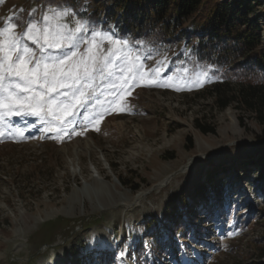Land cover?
I'll list each match as a JSON object with an SVG mask.
<instances>
[{
  "label": "rangeland",
  "instance_id": "1",
  "mask_svg": "<svg viewBox=\"0 0 264 264\" xmlns=\"http://www.w3.org/2000/svg\"><path fill=\"white\" fill-rule=\"evenodd\" d=\"M91 1L0 0V28L15 24L21 46L48 63L75 52L61 67L76 73L79 65L81 77L74 87L51 94L47 87L41 90L43 107L57 102L48 114L25 108L26 114L12 116L21 117L14 121L2 112L0 264H264V123L237 102L219 110L207 92L222 81L213 67L194 60L184 43L146 47L117 36L112 25L103 29L88 23L84 16ZM248 1L250 20L255 18L264 44V0ZM65 10L70 15L54 17ZM77 21L85 27L75 47L68 40L63 50L44 44L45 27L69 34ZM29 25L36 26L30 35L38 43L23 38ZM96 32L128 41L122 55L131 53V61L111 55L116 46L106 40L98 38L96 47L87 43ZM91 56L97 58L95 70L84 78L81 60L91 69ZM7 91L28 93L13 88L5 96ZM88 91L94 92L89 102ZM80 102L89 105L78 107ZM64 105H74L67 109L72 117L65 115ZM198 125L213 128L214 134H202ZM234 176L241 180L232 182ZM210 177L214 184L207 181L202 189L215 187L213 194L219 195H210L205 205L194 193ZM87 182L102 188L105 197L79 201ZM185 193L191 218L182 210L169 216ZM221 207L223 218L216 216ZM181 220L190 233L184 239L173 233ZM157 224L167 244L161 245L162 257L154 258L146 237ZM170 237H178V250L167 242ZM139 245L143 254L133 261Z\"/></svg>",
  "mask_w": 264,
  "mask_h": 264
},
{
  "label": "trees",
  "instance_id": "2",
  "mask_svg": "<svg viewBox=\"0 0 264 264\" xmlns=\"http://www.w3.org/2000/svg\"><path fill=\"white\" fill-rule=\"evenodd\" d=\"M39 1L42 5H72L74 0ZM90 8L84 16L88 23L103 29L112 25L121 38L153 48L185 43L191 56L213 67L222 81L207 92L216 107L224 110L237 102L252 112L259 123H264V44L255 18L250 20L253 5L248 0H92ZM231 83L236 87H231ZM197 127L202 134H214L213 128ZM232 180L240 181L236 177ZM207 181L214 184L211 177ZM204 186H196L194 193L200 195L203 204L209 194L219 195L217 190L214 194L212 190H203ZM187 196L188 193L182 195L180 206L169 210V216H175L174 210L178 213L181 208L189 211ZM227 196L228 202L232 196ZM180 224L174 223L173 227L181 231ZM149 239L155 254L160 240L164 241L158 225L153 226ZM140 250L139 245L137 255H133L136 261L143 253Z\"/></svg>",
  "mask_w": 264,
  "mask_h": 264
},
{
  "label": "snow or ice",
  "instance_id": "3",
  "mask_svg": "<svg viewBox=\"0 0 264 264\" xmlns=\"http://www.w3.org/2000/svg\"><path fill=\"white\" fill-rule=\"evenodd\" d=\"M54 17H64L70 15V13L65 10L62 12H55ZM45 21L49 20L48 16L44 17ZM16 25L9 23L4 28H0V109L8 108L9 115L19 116L26 114L24 112L25 108H31L34 114H38L39 110L42 109L43 105L40 101L45 98V93L41 91H36V86L39 85L40 88H48V93L56 91L57 88H69L74 87L81 77L78 75L79 65H76V73L71 70L68 72L64 71L61 67L66 63V61L71 60L72 57L76 55L75 52H70L67 56L61 59H52L51 63L45 62L35 58V53L32 49L28 48L26 45L21 46L22 37L14 33ZM85 25L77 21V27L74 32L65 34L63 29L56 31L54 34L47 27L44 29L43 41L48 48H54L58 50H63V41L68 40L69 47H75V41L78 34L83 31ZM35 25H29L28 31L24 33L23 38L32 39L31 32L35 29ZM103 39L110 44L115 45V51L110 52L111 55H116L120 53L117 58H124L131 61V53L127 57H124L123 50L128 47V41L115 40L111 36H102L101 33H93L92 40L86 41L90 43L92 47H96L97 40ZM33 43H38V40L32 39ZM91 52V48L89 49ZM92 61L91 69L88 65L81 60L84 64V78H88L91 75V71L95 70V65L97 62L96 56L90 57ZM105 67H107L108 57H104ZM206 75V73H205ZM139 76L138 70L134 73L133 79ZM5 80H8L7 89H18L21 92H31L32 95L27 97H21L15 91H7L5 96L3 93L7 90L5 88ZM16 80L22 81V83L15 82ZM71 80L72 83L68 81ZM68 95V93H64ZM80 95L83 96L84 93L81 91ZM74 98L75 93H73ZM49 110H51L52 105L57 102L53 100L47 101ZM74 107V105H64L65 115H72L74 113L67 111V109ZM4 118L3 114L0 113V120ZM18 132L21 130L17 129ZM3 131L0 130V136H3Z\"/></svg>",
  "mask_w": 264,
  "mask_h": 264
},
{
  "label": "bare ground",
  "instance_id": "4",
  "mask_svg": "<svg viewBox=\"0 0 264 264\" xmlns=\"http://www.w3.org/2000/svg\"><path fill=\"white\" fill-rule=\"evenodd\" d=\"M84 144H85V146H87V148H91L90 146H92L91 145V142H88V141H85L84 142ZM92 177V176H91ZM98 183V182H97ZM107 192V191H106ZM78 194H79V201L81 200V199H85L86 200V198H89L90 200H92L90 197H92L93 195L95 196V195H97L98 194V196L99 197H103L104 195H102V194H105L104 192H103V189L102 188H95L92 184H88V182L87 183H85V185L81 188V190H79V192H78ZM106 195V194H105ZM108 196V195H107ZM105 197V196H104ZM83 199V200H84ZM112 199V198H111ZM125 204V203H124ZM98 205V204H97ZM107 205H109L110 207L111 206H113V205H115V202L113 201V199H112V201H110L109 200V202L107 203ZM108 206V207H109ZM112 208V207H111Z\"/></svg>",
  "mask_w": 264,
  "mask_h": 264
}]
</instances>
